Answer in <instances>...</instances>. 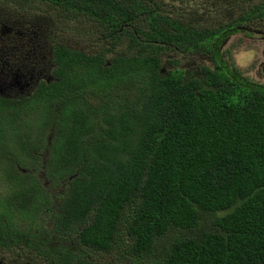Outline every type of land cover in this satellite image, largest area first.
I'll return each mask as SVG.
<instances>
[{
  "label": "trees",
  "instance_id": "trees-1",
  "mask_svg": "<svg viewBox=\"0 0 264 264\" xmlns=\"http://www.w3.org/2000/svg\"><path fill=\"white\" fill-rule=\"evenodd\" d=\"M2 1L57 4L74 25L88 15L111 47L57 45L54 82L0 99V183L13 189H0V250L35 264H264V86L220 55L237 27L264 23V0L213 29L175 0ZM176 50L214 52L217 66L167 70Z\"/></svg>",
  "mask_w": 264,
  "mask_h": 264
},
{
  "label": "rangeland",
  "instance_id": "rangeland-1",
  "mask_svg": "<svg viewBox=\"0 0 264 264\" xmlns=\"http://www.w3.org/2000/svg\"><path fill=\"white\" fill-rule=\"evenodd\" d=\"M262 1L263 0H252L243 3V1L238 2L237 0H175L172 9L180 16H195V22L199 23V25L204 28H226L233 25L235 22H238V20L247 12L242 9L248 8L249 5L259 6ZM2 4H4L5 7H2ZM0 7H2V10H5V13L0 11L5 17L10 16L14 19H20L13 14L12 10L14 9H12L10 5L7 6L2 0H0ZM67 13L68 11L61 7L48 6L42 2L30 3L28 4L26 15H22V19L20 20L33 19L35 22L50 25L55 30V37L52 35L53 39L58 43H63L72 50L95 53L99 49L101 51L111 47L108 43H103V39L97 34L96 28L93 26L94 21L88 15L81 13V15L76 18L79 22L76 23L77 25H74L73 22L70 23L69 20L65 19ZM242 30V33L236 34V36L227 39L222 47V54L224 53L229 62L237 65L236 69L239 73L241 72L247 80L264 85V72L263 69H260L261 64H264L260 63L264 51V25L254 23L252 26H246V28H243ZM250 33L252 35H250ZM121 43V47L118 46L117 51H123V49H126L128 41L123 40ZM182 55L185 60L181 59V55L175 57V59L182 61L181 66L191 67L187 69L193 71L194 74L199 72L201 67H211L213 64L211 57L205 53H192L189 55L185 53ZM165 56L167 59L171 58L168 53H166ZM168 69L169 68H167V70ZM41 152L43 153L42 158L45 161L48 152H46V150H44V152L42 150ZM4 153H7V150H5ZM37 166H39V163ZM29 167L32 166L28 165L27 168ZM43 169L44 166H39L34 172H38V178L42 181L43 188L50 191L55 200V206H58L61 200V195L63 194L61 191L62 187L55 186L52 183V180L45 176L46 172ZM26 172H28V169ZM4 174L5 170L0 163L1 180ZM0 189H2V192H5L11 188L9 184L7 185L3 183L1 185L0 183ZM10 191H13V189ZM50 217H52V215L49 212L47 214H40V218H38L40 226L46 228L50 223ZM24 220L25 219L20 220L19 217L16 216V226ZM56 242L57 241L55 240L54 243ZM73 248L75 249L76 247L73 246ZM18 254L19 253L13 249L5 252L0 250L1 264H35L27 257V255ZM38 264H43V261L38 260Z\"/></svg>",
  "mask_w": 264,
  "mask_h": 264
},
{
  "label": "flooded vegetation",
  "instance_id": "flooded-vegetation-1",
  "mask_svg": "<svg viewBox=\"0 0 264 264\" xmlns=\"http://www.w3.org/2000/svg\"><path fill=\"white\" fill-rule=\"evenodd\" d=\"M48 5L56 7L57 4L49 3ZM2 7H5V5L2 4ZM2 7H0V11L5 13V10H2ZM26 10L28 11V9ZM27 11L20 12L18 9L12 10L13 14L20 19H22V15H26ZM2 13H0V99H29L37 93L42 84L49 85L56 80L55 75L56 69L58 68V63H56L55 58L56 48L57 45H65L63 43H58L53 39L52 35L55 37V30L50 25L35 22L33 19L22 21L10 16L5 17ZM249 24L250 23H247L244 26L237 27V31L226 37L222 47L228 38L242 33V29L246 28V26H252V24ZM262 24L264 25V23ZM250 35L252 34L250 33ZM222 47L220 49V55H222L225 68H231L232 70L238 71L236 69L237 65L229 62L224 53L222 54ZM80 52L93 55V53H88L86 51ZM166 53L170 54V59L166 58ZM185 53L189 55L193 52H181L179 50L165 52L162 56L163 67H175L189 70L187 68L191 67L181 66L182 61L175 59V57L181 55V59L185 60L182 55ZM202 53L209 55L213 64L211 67L203 66L201 68H216L217 55L214 52ZM194 54L196 53L194 52ZM261 59L260 63H264V51ZM171 62H175V64L173 65ZM260 69H263L264 72V64H261ZM240 74L243 79L247 80L241 72ZM247 81L250 82L249 80Z\"/></svg>",
  "mask_w": 264,
  "mask_h": 264
}]
</instances>
